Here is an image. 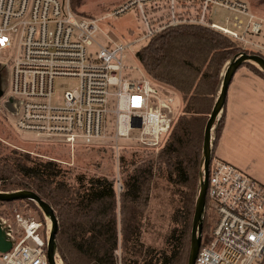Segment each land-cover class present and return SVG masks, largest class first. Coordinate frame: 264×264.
Listing matches in <instances>:
<instances>
[{
  "label": "built area",
  "instance_id": "obj_1",
  "mask_svg": "<svg viewBox=\"0 0 264 264\" xmlns=\"http://www.w3.org/2000/svg\"><path fill=\"white\" fill-rule=\"evenodd\" d=\"M174 2L130 0L108 16L133 8L143 25V36L135 41H145L165 26H179ZM213 5L238 14L232 26L212 22ZM199 6L194 24L264 51V45L251 38L263 31L264 23L245 3L202 0ZM239 15L247 16V22ZM99 21L74 13L70 0H0V55L5 60L0 65L11 70L9 95L17 108L15 127L71 150L77 145L107 143L117 159L121 141L160 149L177 118L175 98L144 71L129 74L125 58L133 42H101ZM65 78L77 83L55 105V81ZM207 196L216 219L204 241L202 233L195 264H264V185L238 167L213 158ZM4 230L12 248L0 252V264H49L52 223L47 216L40 220L17 213ZM58 258L56 254V262Z\"/></svg>",
  "mask_w": 264,
  "mask_h": 264
},
{
  "label": "trees",
  "instance_id": "obj_2",
  "mask_svg": "<svg viewBox=\"0 0 264 264\" xmlns=\"http://www.w3.org/2000/svg\"><path fill=\"white\" fill-rule=\"evenodd\" d=\"M81 2L70 0L74 13ZM243 46L211 27L182 24L154 35L137 51L144 72L177 93L183 108L155 157L139 165L122 158L120 193L116 180L105 175L74 172L56 160L17 149L6 152L1 142L0 191H33L53 207L59 222L57 254L63 264H187L204 129L220 93L222 70L241 52L264 57ZM249 69L264 78V73ZM224 109L212 140V159ZM152 191L155 211L148 209ZM26 201L38 209L34 201ZM12 202L0 201V207ZM209 210L207 196L204 240L212 229Z\"/></svg>",
  "mask_w": 264,
  "mask_h": 264
},
{
  "label": "rangeland",
  "instance_id": "obj_3",
  "mask_svg": "<svg viewBox=\"0 0 264 264\" xmlns=\"http://www.w3.org/2000/svg\"><path fill=\"white\" fill-rule=\"evenodd\" d=\"M130 0H82L81 4L76 8L78 14L93 17L99 19V34L98 39L101 42L112 41L118 44H126L127 42H133L131 50L128 51L127 57L125 58V64L128 66L127 71L132 76L139 75L143 72V67L137 57V51L143 47L151 37L154 35L166 31L171 26H165L161 31L157 32L153 36L144 40H136L143 36V25L137 12L131 8L119 15H108L118 6L126 4ZM202 0H175V12L178 17L179 25L194 24L193 18L197 15V10L200 9L199 3ZM232 3H245L249 11L256 17L262 19L264 23V0H225ZM166 7V6H165ZM148 9V8H147ZM139 13V12H138ZM237 13L232 10L223 7L222 5H213L211 8V19L212 22L222 26H232V22L235 21ZM141 16V15H140ZM245 23L248 17L245 15H239ZM228 21V22H227ZM243 25L242 28H244ZM243 32V29L239 30ZM254 42L264 45V28L263 31L257 36H251ZM135 41V42H134ZM244 47V46H243ZM246 48V47H245ZM251 46L249 47V49ZM255 48V47H254ZM251 48L256 50L257 48ZM259 51V50H257ZM264 53V51H261ZM244 53V52H241ZM239 53V54H241ZM238 54V55H239ZM237 56V55H236ZM234 59V58H232ZM231 59V61H232ZM227 62L222 70V77L224 76L226 69L231 62ZM0 62L4 63L5 60L0 55ZM0 65L2 69L3 77L0 81V88L3 91L0 96V142L6 149V152L10 149H17L24 152H29L32 155L42 157L44 159H53L61 163L65 168H69L74 172H85L88 174L105 175L117 182V192L120 193L122 190V174L119 166L122 158L128 161H134L135 165L153 158L157 155L159 149L156 148H144L143 146L131 142L121 141L120 155L117 159V155L113 147L107 143L95 144V145H77L74 150L63 145H59L50 141L37 140L34 135L18 131L15 127L16 120V103L14 99L10 97V74L11 70L9 67ZM242 65L245 67H253L260 72L264 73L263 68L254 62L246 61ZM77 81L72 79H56L55 81V92H54V104L60 105V98L67 88L76 85ZM166 92L171 94L175 98V116L179 117L182 115L183 102L181 97L170 89L164 88ZM12 100V102H10ZM221 115V114H220ZM220 116L214 123L212 131V140L216 136V132L219 126ZM137 134V132H134ZM211 140V141H212ZM203 155V154H202ZM201 158V169L202 167ZM200 169V172H201ZM200 177V174H199ZM120 183V187L119 184ZM120 188V189H119ZM200 191V183H199ZM162 195H165L163 190H160ZM155 195V191H152L151 197ZM199 195V193H198ZM198 197V196H197ZM197 200V199H196ZM156 199L152 197L150 199V209L155 211ZM37 205V204H36ZM38 206V205H37ZM17 213H21L25 217L36 218L44 220L46 217L41 208L38 206L36 210L33 206L27 203L26 200L15 201L12 203H5L0 207V225L6 228L11 220ZM43 215V216H42ZM44 217V218H42ZM216 219L215 212L209 210L208 223L214 225ZM212 228V227H211ZM204 230V229H203ZM210 229L209 233H211ZM204 241V239H203ZM58 263L63 264L58 258Z\"/></svg>",
  "mask_w": 264,
  "mask_h": 264
},
{
  "label": "crops",
  "instance_id": "obj_4",
  "mask_svg": "<svg viewBox=\"0 0 264 264\" xmlns=\"http://www.w3.org/2000/svg\"><path fill=\"white\" fill-rule=\"evenodd\" d=\"M214 158L264 185V78L245 66L237 69L229 85Z\"/></svg>",
  "mask_w": 264,
  "mask_h": 264
},
{
  "label": "water",
  "instance_id": "obj_5",
  "mask_svg": "<svg viewBox=\"0 0 264 264\" xmlns=\"http://www.w3.org/2000/svg\"><path fill=\"white\" fill-rule=\"evenodd\" d=\"M250 61L259 64L264 70V57L258 54H248L241 53L232 59L229 63L226 72L223 76L222 86L218 99L213 107L211 114L207 120L204 129V144H203V155H202V167L199 177L200 191L196 200L195 212L192 222L191 231V244L190 252L187 264H195L198 252L201 247L202 242V232H203V218L206 206L208 181H209V166L212 161V131L214 123L220 116L224 109L229 85L232 81L234 74L237 69L242 65L243 62ZM3 91L0 88V96H2ZM12 102V100L10 101ZM17 200H32L34 201L43 211L45 216H47L52 223V230L50 233V238L48 241L47 252L49 264H56L55 255L57 254L56 247V234L59 228V222L53 207L41 199L38 194L29 190H20L15 192H1L0 191V201L12 202ZM12 248V242L8 240L4 228L0 225V252H7Z\"/></svg>",
  "mask_w": 264,
  "mask_h": 264
},
{
  "label": "flooded vegetation",
  "instance_id": "obj_6",
  "mask_svg": "<svg viewBox=\"0 0 264 264\" xmlns=\"http://www.w3.org/2000/svg\"><path fill=\"white\" fill-rule=\"evenodd\" d=\"M2 77H3L2 69L0 68V81H1Z\"/></svg>",
  "mask_w": 264,
  "mask_h": 264
},
{
  "label": "bare ground",
  "instance_id": "obj_7",
  "mask_svg": "<svg viewBox=\"0 0 264 264\" xmlns=\"http://www.w3.org/2000/svg\"><path fill=\"white\" fill-rule=\"evenodd\" d=\"M56 264H59L58 262Z\"/></svg>",
  "mask_w": 264,
  "mask_h": 264
}]
</instances>
